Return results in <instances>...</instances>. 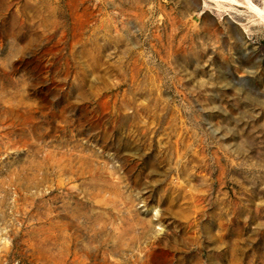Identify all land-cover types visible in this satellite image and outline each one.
<instances>
[{
  "label": "rangeland",
  "instance_id": "rangeland-1",
  "mask_svg": "<svg viewBox=\"0 0 264 264\" xmlns=\"http://www.w3.org/2000/svg\"><path fill=\"white\" fill-rule=\"evenodd\" d=\"M0 264H264V0H0Z\"/></svg>",
  "mask_w": 264,
  "mask_h": 264
}]
</instances>
